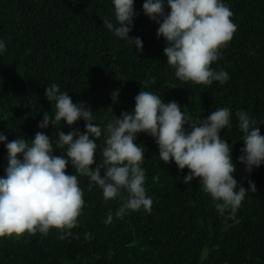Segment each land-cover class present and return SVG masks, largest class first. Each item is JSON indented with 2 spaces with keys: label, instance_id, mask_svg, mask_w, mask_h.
<instances>
[{
  "label": "trees",
  "instance_id": "1",
  "mask_svg": "<svg viewBox=\"0 0 264 264\" xmlns=\"http://www.w3.org/2000/svg\"><path fill=\"white\" fill-rule=\"evenodd\" d=\"M143 2L134 0L138 15L129 33L142 39L139 53L103 27L104 19L114 22L111 0H0V39L6 44L0 56V132L11 141L42 131L54 144L60 129L67 134L71 129L64 123L37 128L43 113L54 111L44 96L53 83L69 92L73 103L91 106L94 122L102 127L97 164L105 146L103 126L111 118L106 108L116 116L130 112L140 90L165 103L176 100L193 121L227 107L232 127L221 136L232 147L234 178L245 189L251 179L256 192L247 193L234 216L221 214L199 187V178L183 183L188 169L178 171L174 162L160 161L154 139L140 133L135 142L145 150L142 167L151 213L141 209L116 218L127 193L122 190L106 201L98 186L79 177L85 204L72 234L58 239L59 230L52 228L47 235L0 238V264H264V165L248 174L238 162L243 141L235 116L248 112L261 122L264 135V0H224L237 28L212 67L226 71L229 80L207 87L175 77L162 51L164 38L156 35L159 25L143 14ZM72 127L83 132L84 121ZM6 155L0 143V176ZM66 171L72 172L70 165ZM110 211L113 220L105 224Z\"/></svg>",
  "mask_w": 264,
  "mask_h": 264
},
{
  "label": "clouds",
  "instance_id": "2",
  "mask_svg": "<svg viewBox=\"0 0 264 264\" xmlns=\"http://www.w3.org/2000/svg\"><path fill=\"white\" fill-rule=\"evenodd\" d=\"M111 3L114 22L104 19L103 27L142 53V39L129 35L138 15L134 0ZM142 10L159 25L156 35L164 38L163 54L179 81L207 87L214 81L224 84L229 80L226 71L212 67L237 28L224 0H144ZM5 51V41L0 39V56ZM44 96L54 111L51 115L45 111L37 128L64 123L71 130L65 134L60 129L55 144L42 131L30 139L20 135L11 141L0 132V143L7 150V166L0 176V238H18L25 232L47 235L52 228L59 230L58 239L71 235L85 204L79 177L86 178L89 186H98L106 201L118 198L122 190L127 193L126 201L114 212L116 218L141 209L151 213L153 201L146 194L142 167L145 150L135 142L140 133L154 139L160 161L174 162L178 171L188 169L183 183L199 178V187L221 214L234 216L247 193L256 192L251 179L245 189L234 178L232 147L221 136L222 130L232 127V112L227 107L193 121L176 100L165 103L161 96L140 90L130 112L116 116L111 107L106 108L111 118L103 126L105 146L99 149L97 164L95 154L102 127L94 122L91 106L83 101L73 103L69 92L61 91L56 83L45 87ZM235 116L243 141L237 160L250 174L264 165V135L258 127L261 122L244 110ZM80 120L84 121L83 132L72 127ZM56 149L59 155L54 154ZM69 165L71 173L66 171ZM112 220L110 211L104 222ZM89 238L86 234L85 239Z\"/></svg>",
  "mask_w": 264,
  "mask_h": 264
}]
</instances>
